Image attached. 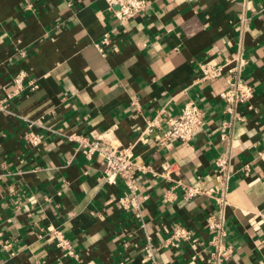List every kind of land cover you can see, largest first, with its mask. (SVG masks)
<instances>
[{
  "label": "crops",
  "instance_id": "0c3cea01",
  "mask_svg": "<svg viewBox=\"0 0 264 264\" xmlns=\"http://www.w3.org/2000/svg\"><path fill=\"white\" fill-rule=\"evenodd\" d=\"M148 2L120 25L105 0H0V100L9 98L12 112H0V264H150L148 241L159 264H205L214 199L184 202L180 189L166 191L175 179L216 188L222 155L231 164L225 230L233 248L224 264H264V0ZM238 54L253 94L237 109L243 121H231L219 96L227 74L199 81V64ZM19 74L37 88L11 97ZM189 101L204 112L203 127L189 143L160 144L167 118ZM110 129L139 166L160 173L172 165L169 179L137 174L141 220L119 204L123 182L104 183L102 159H86L69 138ZM174 223L190 240L170 239ZM53 228L74 257L55 247Z\"/></svg>",
  "mask_w": 264,
  "mask_h": 264
},
{
  "label": "built area",
  "instance_id": "2783aa9c",
  "mask_svg": "<svg viewBox=\"0 0 264 264\" xmlns=\"http://www.w3.org/2000/svg\"><path fill=\"white\" fill-rule=\"evenodd\" d=\"M108 10L113 14L114 20L123 25L133 17L143 13L148 5V0H105ZM108 41L107 36L104 37L101 46ZM100 51L103 50L99 47ZM246 61L240 54L229 58L224 65H211L208 63L199 64V81H207L220 77L224 73L227 74L229 80L227 87L220 93V99L223 102V112L230 117L231 121H243V118L237 113V109L251 99L253 94V86L246 80L241 78V72ZM24 75H16L12 79L14 87L10 96H19L27 91H33L37 88L35 83L29 82L23 85ZM9 96V97H10ZM11 96V97H12ZM0 100V112L12 113L7 108V100ZM251 108V107H248ZM33 122L29 123V127ZM167 130L159 139L160 144L178 142L189 143L194 134L199 131L204 125V112L194 102L185 103L179 114L170 116L166 120ZM230 124L224 123L220 134L222 142L228 141L226 128ZM104 137H94L88 139L85 137H69L77 142V149L80 150L84 157L88 160L99 157L104 164L102 180L106 184H112L116 179H120L126 189V193L119 199L121 207L129 209L130 206L134 211V216L141 220L140 212V195L137 187V174L139 172H150L153 176H162L169 179L171 164L164 162L161 165V172L156 173L148 166H139L134 160L130 149L121 148L114 141L113 130H108L104 133ZM25 140L32 146H37L40 139L32 132L25 134ZM215 180L216 188H208L204 184L191 185L179 179L172 181L171 188L166 191V194L173 188H178L181 191V198L184 202L205 195L212 197L217 207L209 212L204 218V226L209 235L206 244L207 260L205 264H224L232 256L233 248L227 241V233L225 230V208L227 206L226 192L227 183L230 176L229 158L226 155L219 156L215 160ZM166 194L164 197L167 199ZM146 197H142L144 199ZM264 221V215H263ZM43 232L42 229H39ZM50 238L55 247L60 251L63 257H74V249L71 240L65 237L61 229H47ZM46 233V232H45ZM170 239H178L183 241L190 240L188 230L181 225L174 223L170 230ZM152 245L148 243L144 246V258L150 264H159L155 259Z\"/></svg>",
  "mask_w": 264,
  "mask_h": 264
}]
</instances>
